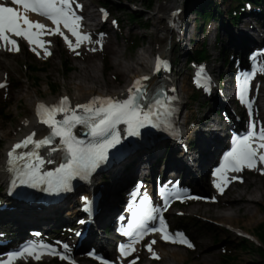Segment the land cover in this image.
Instances as JSON below:
<instances>
[{"label":"bare ground","instance_id":"obj_1","mask_svg":"<svg viewBox=\"0 0 264 264\" xmlns=\"http://www.w3.org/2000/svg\"><path fill=\"white\" fill-rule=\"evenodd\" d=\"M180 2H182V0H171L166 4H160L157 8V13L161 14L162 17L157 21L158 26H163V19L165 18L168 22L167 28L173 30L178 18L180 26L178 27L179 29L177 32L179 35L182 34V36H180L179 40L177 39L175 41L176 45L181 42L182 44L185 43L186 28L188 26V21L185 17V10H178L181 6ZM91 3H93L92 0L89 3L82 2L78 4L76 1V3L73 4L76 9L81 10L86 16L87 21L82 23L81 27L85 34H90L91 39L82 41L79 47H75L76 43L72 40L75 51L79 52V54H77L79 57H76L78 60L75 74L65 82L64 92L57 97H50L47 100H43L38 97L39 94L36 90H31V87L29 86L22 88V85L19 83L18 91L12 92L8 96L10 100H15V102L24 99L25 104L32 107V111L28 116L21 118L17 127H11L2 134L7 139L5 153L0 155V180L2 181H0V185L2 186H7L9 181L8 168L4 167L7 161V154L13 149L14 143L23 141L25 137L32 132H35L37 137H43L46 133V130L38 121V115L36 112V105L39 100H43L52 106L58 104L61 98L68 97L71 105L75 107L78 104L88 103L94 97L103 98L106 95L109 97L120 98L128 93L129 89L132 87L133 80L137 76L147 75L148 81L151 84L155 83L159 76H163V80L166 81L168 88H172V91L175 89L176 93L181 98L180 103L183 105L185 102L179 93L181 87L179 81L175 79L174 73H168L167 75H165V73L153 75V61L151 59L153 51L151 49L148 50V48L141 47L132 58L125 56L124 53L119 51L109 33V29H113V31H115V29L113 27L110 28L107 21H97L98 19L96 17H100L101 15L96 12V10L89 9ZM77 5H79V7H77ZM29 18L33 21H39L42 23L38 16L32 15L29 16ZM251 18L258 19V16L256 13H248L238 24H234L235 22L228 18L229 22H232L230 23V26L228 25L231 27V30H228V26L221 27L222 32L227 33L224 40L225 46L237 48L243 52L252 45L255 47L257 42H261L264 39L263 29L261 30L255 26ZM99 23L101 24V28L105 30V33L102 37L98 36L93 38L95 36L94 32L98 27L91 26L99 25ZM43 24H45L47 28L53 29L50 23L45 22ZM240 24L243 26L241 27ZM157 29L163 30L164 28L157 27ZM157 29L155 32H157ZM190 38L196 39V32L194 35H191ZM41 39L45 42L44 47L30 44L24 38H19V43H26L30 49H37V52L33 53L35 58L43 59L45 57L53 56L57 47L60 46L58 35H49L46 33ZM50 42H53V45H48ZM64 44H66V42ZM10 47L11 46H7V48L0 47V56H9L11 51L8 50V48ZM45 48L51 52V55L45 54ZM82 51L84 54H82ZM106 51H109L112 54L111 59L115 70L122 74V85H118V88L115 89L108 85L110 78L107 77L105 73V69L107 68ZM37 53H39V55H37ZM97 56H100L103 60L104 65L102 67L93 60V58ZM157 56L160 58H170L171 53L168 49H163L157 54L154 53V58ZM150 64H152V66L151 69L148 70ZM9 66L10 65L6 63L5 60L0 62V76L7 74ZM212 67L214 68L215 66L212 65ZM0 78L1 81L3 77ZM69 86L73 87L74 91H69ZM181 90L184 91L185 88L182 86ZM205 98H207V95ZM208 100L212 102V105L205 110L202 117H200V121L194 119L192 124L189 121L187 122L186 116L188 115H185L184 113V106L181 107L182 110L179 119V122L182 125L181 141L172 140V149L165 151L159 144H156L133 154L131 156V164L126 168L127 170L122 171V165L115 166L111 172H108V177L110 175L108 182L102 181L100 178L92 180L90 187L84 188L86 189L85 191L82 193H76L68 200L56 205V207L61 206L58 212L54 210L48 211L49 208H55V206L40 210L36 204H29V207H24L23 210L20 209L19 211L18 207L10 202V200L14 199H7L8 188L5 189L4 194H0V234L6 236L9 240V234H11L12 237V234L14 233L12 230H16L18 234L23 237L24 233H21V231L22 229L28 228L29 225V227L32 225L39 226L47 233L50 231L64 232L68 229V234H63L73 242L74 249L77 253H79V251L86 245L93 246L96 250L101 251L102 248H105L104 245L107 243V238L100 236L97 231L103 224L109 225L113 222V213L120 211L121 204L125 202L128 191L136 187H132L136 181L141 180L146 183L155 179L159 175L167 181V179L173 175L182 179L192 191H204L205 187L202 181L206 180V182H208L210 180V177L208 178V168L213 161L216 151L223 145V132L226 123L221 121L223 120V113H221V110L224 113H228V103L225 102L223 94L220 100H214L212 98ZM19 104L20 103L17 104L18 107ZM256 108V115H262L264 117V107L258 105ZM211 109L216 110L215 115L211 114ZM232 118L233 115L230 117V120ZM95 195H97L95 214L92 220H90L88 214L82 208V205L86 204ZM222 195L225 197L223 196V198L221 197L219 200ZM4 196L7 200L3 198ZM263 200L264 181L245 178L243 180H235L231 185L225 187L221 194H217L215 200L196 198L191 201V204L189 203V212L195 216L215 222L226 221L230 223L237 222L240 224L239 220L245 219L249 223H252L258 219V211L261 209L259 203ZM215 202H220L221 207L212 204ZM26 208L28 210H35L38 213H28L25 211ZM72 218H75V220L71 221ZM78 220H81L82 223L76 224L75 221ZM12 224L15 226L17 225V228L11 229L10 226ZM77 233L86 234L81 241L80 247L77 246L79 243V240L76 239ZM162 242L164 241L162 240ZM135 245L136 244H133V247ZM164 246L165 245L161 243V240L160 242L156 241L152 246V252H155L159 257V259L155 258L153 261L165 262L169 260V257L177 258L178 253L176 251H166ZM162 248H164V250H162ZM216 255H220L218 250H201L196 243V245L193 244L192 247L189 248V256L191 259L189 264H212ZM231 255L236 260L243 257L241 252L236 251H233V254ZM80 257L81 259H75L76 263H79L82 260V255H80ZM114 257L116 259L118 258L117 256ZM147 260L149 259L147 258L146 253H142L141 261L143 264H146ZM185 260L186 257L183 258L182 262H185L186 264ZM223 261H227V258L223 257Z\"/></svg>","mask_w":264,"mask_h":264},{"label":"rangeland","instance_id":"obj_2","mask_svg":"<svg viewBox=\"0 0 264 264\" xmlns=\"http://www.w3.org/2000/svg\"><path fill=\"white\" fill-rule=\"evenodd\" d=\"M91 0H77V3L80 4L82 2L89 3ZM93 3L89 5V9H94L96 12H98L101 16H97V21L103 22L102 20H105L108 22L109 27H113V29H109V33L111 35L112 41L116 44L119 51L124 53L125 56L132 58L136 52L140 50L141 47H145L151 49L153 53L151 54V59L154 57V53L157 54L161 52L163 49H168L171 53V57H174L175 61L177 62L176 68L179 71L177 74H175V79L179 81V85L182 88V86L185 88V90H181L180 88V94L183 97L182 99L185 100L182 106H184V113L187 117V122L190 121L191 123L193 120H199L200 117L204 114L205 110H207L211 105L212 102L209 101L205 96H203L202 91H197L193 88V85L190 80V72H191V65H188L187 67L184 66V60L186 59V56L192 52L196 48H200L203 43L205 44L207 50H208V59H206V62H209L210 65H214V80L215 84L217 83L216 79L217 76L222 72H227L228 70H233V66L229 65L228 70L224 65H221V61L223 60L224 56H228L229 52L230 54L237 53V50L235 48L230 46L224 45V40L227 36V33H223L221 30V27L230 26L229 22V15L227 13V10L229 7L236 3V0H212V5H215L216 10L214 11V19L208 20L205 22V24H196L197 20L195 18V14L192 11V9L197 5V0H182L180 2L181 6L178 8H183L185 10V17L188 21V26L186 28V34H185V43L182 44H175V41L182 36V34L179 35L178 27L180 26V22L178 21V18L175 22L174 29H168V22L167 19H163V26L157 25V21L160 20L161 14L157 13V8L160 4H166L170 2L171 0H147L151 2V7H147L144 5V0H92ZM234 1V2H233ZM217 6V7H216ZM247 6V5H246ZM256 6V5H255ZM102 8L105 10L106 14L102 15L99 8ZM251 6H247V9H249ZM261 8H259L260 10ZM253 10L257 11V7H253ZM258 10V11H259ZM136 13L137 17L142 18L148 26L142 27L140 26V22L135 20V22H130L128 13L129 12ZM222 11V13H220ZM250 11V10H249ZM246 11L239 20H237L234 24H238L246 15ZM248 14V13H247ZM253 21V24L257 26L259 29L262 30V26L258 19L251 18ZM239 21V22H238ZM156 23V24H155ZM243 24V23H241ZM240 26L242 27L243 25ZM99 25H101L99 23ZM99 25H93L91 27L99 26ZM171 26V25H169ZM202 26V28H201ZM228 26V30H231V27ZM157 27L164 28L166 30H159ZM238 27V26H237ZM157 29V32L155 30ZM117 30V31H116ZM263 31V37H264V30ZM196 32V39L190 38L191 35H194ZM105 33V30L101 29L99 31L96 30L94 38L101 36ZM147 34V36H146ZM60 46L57 47L55 50L53 56L45 57V58H35L33 55V52L28 48L25 44H21V47L19 51L17 52H10L9 56H0V62L5 60L6 63H8L10 66L8 67V72L0 81V84H6V87L0 88V107H3V111L5 113V116H0V155L5 153V148L7 147V139L2 135L4 131L11 127H17L18 123L20 122L22 117L28 116L31 111L32 107L27 106L25 104V100L22 99L19 102L15 100H10L9 95L12 92L18 91V85L19 83L22 85V88H26L27 86L31 87V90H36L38 92V97L43 100H47L50 97H57L61 95L64 92L65 82L72 78L75 74L76 64H77V54H79L78 51H75L71 49L68 44H64V40L62 37L58 36ZM178 42V41H177ZM48 45H53V42L48 43ZM251 47V46H250ZM246 49V53L249 52V48ZM82 54L83 51H82ZM106 54V63L107 68L105 69V73L107 77L110 78V81L108 82V85H110L113 89L118 88V85H122V74L120 72H117L114 68V64L112 63L111 59V53L109 51L105 52ZM246 57V56H245ZM93 60L98 63L100 67L104 65L103 60L100 56L94 57ZM67 62L72 70L69 72L64 71L63 62ZM233 63V62H232ZM29 65H34L36 67H46V72H38L35 75H39L40 81L37 82V84L33 83V73L29 68ZM152 64L148 67V70L151 69ZM147 70V71H148ZM227 78V75H223V77ZM1 79V78H0ZM55 84L57 86V92L53 93L51 91V88L49 84ZM32 84V85H29ZM254 86L257 88L256 90H253L252 94L256 96L255 101H257V106H263L264 107V74L260 75L258 78L254 79ZM69 91H74L73 87L69 86ZM193 93H196V98L193 97ZM19 104V107L17 104ZM22 103V104H21ZM233 107L237 108V112H240L241 109H239V106L232 105ZM18 107V108H15ZM201 108V109H200ZM212 108V107H211ZM211 114L215 115L216 110L211 109ZM219 111V109H218ZM219 115V112H218ZM220 118V116H219ZM259 123L262 127H264V118H261L258 116ZM160 147L163 150H169L170 146L167 143H160ZM162 145V146H161ZM172 148V147H171ZM162 152V151H161ZM160 153V152H159ZM132 160V159H131ZM131 162L125 166L122 167L123 170H127L126 168L129 167ZM123 166V165H122ZM241 178H252V179H259L261 181H264V172L262 170H256L255 172H248L243 173L240 175ZM100 178L102 181L108 182L110 179V175L97 177ZM239 178V176H238ZM104 179V180H103ZM240 179V178H239ZM171 180V179H170ZM1 181V180H0ZM2 182V181H1ZM203 185L205 187V190L212 191V188L209 186L208 182L206 180L202 181ZM0 194H4L5 190L4 186L0 185ZM225 195V194H224ZM220 196L219 200L221 197ZM217 196V195H216ZM225 197V196H224ZM191 204V203H190ZM190 204H183L180 206H175L173 209H170L167 212L168 215V222L172 227L179 226V229H182L185 232V235L189 239L191 245L197 243L198 248L201 250H218L220 252V255H216V257L213 259L212 264H264V259H261L259 254L253 250L249 243H247L248 247H243L241 245V241L243 235L238 233V228L241 227L244 232H249L251 235V240L255 241V233L257 226L262 223L264 226V200L260 201L261 209L258 211V219L252 223H249L245 219H240L238 224L237 222H226V221H219L215 222L206 218H202L199 216H195L189 212V205ZM215 206H220V202L212 203ZM29 207V206H26ZM61 208V206H55V208H49L48 211H56L58 212ZM256 208V205H255ZM24 209L23 206H18V210L20 211ZM28 213H38L35 210H28L25 209ZM48 213V212H47ZM42 214V213H41ZM178 216L182 217L178 221ZM75 218H72L71 221H74ZM241 225V226H238ZM30 226V225H29ZM28 226V227H29ZM36 226V225H32ZM11 229L17 228V225H11ZM234 228L232 230L231 228ZM14 234L18 232L16 230H12ZM51 232V231H50ZM56 232V231H55ZM99 235L107 238V245L108 250L113 249L112 240L110 236H114L110 232L107 234L103 232L102 229H98L97 231ZM21 233H24L25 237L28 236V228L22 229ZM59 233V232H58ZM63 233L68 234V231L65 230ZM63 234V235H65ZM66 236V235H65ZM10 237V235H9ZM61 237H63L61 235ZM20 238H22L20 236ZM254 238V239H253ZM154 241L152 239L147 240V244H151V242ZM160 242V240H155ZM166 248V251H176L178 253L177 258H170L168 261H153L155 258H153V253L155 252H149L146 249V246L143 245L141 247L140 255H134L133 258H140L138 262L135 264H143L141 261V254L146 253L147 258L149 260L146 261V264H185V262H182L183 258L186 257V264H189L191 262L190 256H189V248L187 246L183 245H175L167 242H162ZM106 245V246H107ZM86 245L83 247V251L79 254L82 255V260L79 262V264H102L99 262H96L94 259L87 257V249ZM104 250V248H102ZM164 250V248H162ZM233 251L241 252L243 254V257L239 260H236L233 258L231 254H233ZM111 256L113 253L110 251ZM156 254V253H155ZM231 256V257H230ZM179 257V258H178ZM223 257L227 258V261H223ZM126 262L130 261V259L125 260ZM153 261V262H151ZM110 264L112 262H109ZM18 264H68L64 261H59L55 258H47L43 261L39 262H19Z\"/></svg>","mask_w":264,"mask_h":264},{"label":"snow or ice","instance_id":"obj_3","mask_svg":"<svg viewBox=\"0 0 264 264\" xmlns=\"http://www.w3.org/2000/svg\"><path fill=\"white\" fill-rule=\"evenodd\" d=\"M75 0H12V4L19 7L8 6L6 3H0V47L11 45L8 50L19 51L17 40L11 36L22 37L30 44L44 47L45 42L41 39L44 34H58L64 38L68 46L75 50L84 40H90V36L83 35L79 31L80 16L76 14L73 4ZM23 8V14L19 8ZM79 7V5H77ZM35 13L39 16L46 17L55 25L54 29H49L39 21H33L29 18L28 13ZM25 25L27 27H25ZM61 26L67 29L76 37V45L61 31ZM36 29V31H33ZM11 34V35H10ZM36 51L35 48L32 49ZM95 50V49H93ZM45 54L51 55V52L45 48ZM39 55V53H37ZM157 62V71H160L161 64ZM264 71V69H260ZM254 74L245 76L240 86V99L242 102L249 103L246 100L249 91V81ZM148 77L142 78L147 80ZM142 80H137L133 88L129 89V95L126 99H114L111 97H94L88 103L78 104L73 107L68 97H63L58 104L52 106L39 104L37 106V115L42 124L48 126L51 130L47 138L36 140L35 133L29 135L22 142L14 145L9 152V163L13 165V170L20 163L18 180L21 184L32 183L36 186L38 182H45L49 185V190L55 191L66 188L68 182L81 175H87L98 164L106 159V153L109 148L115 147L120 143V133L118 126L124 124L127 126L128 135H139V129L146 125L157 126L161 116L166 114V105L157 99L153 106L145 107L142 100L146 95L143 91ZM6 87V84H0V88ZM250 107V103H249ZM61 115L62 119H57ZM82 126L86 131L84 135L91 137V140H84L77 137L73 129ZM248 133L238 136L235 139V146L225 157V163L217 169V176L221 177L226 170L240 172L244 167L255 168L257 163H264V154H259V149H264V127L256 131V125L253 123ZM55 138L60 139V144L64 156V162L61 163L54 172H46L40 175L41 168L45 160L39 155L38 151H31L20 154L18 149L28 148L33 145L35 149L42 146L51 145ZM258 140L260 143L253 146V141ZM52 151H58L52 148ZM52 161L49 160L48 163ZM226 180V178H224ZM235 179V177L233 178ZM216 187L223 192L220 183ZM149 218L151 213H148ZM144 226L141 225L139 231L126 247H121L120 251L127 256L136 249L133 244L138 243L146 234ZM151 232H161L165 241L173 243L186 244L192 247L183 234L177 233L175 237L167 233L166 224L163 219L160 220L159 228H153ZM132 235V233H128ZM177 237L179 239H177ZM152 241L148 250L152 252ZM41 248L43 246H40ZM67 247V246H65ZM43 252L37 253V246H26L19 251L10 252L7 259L0 260V264H14L16 260L27 257H34L39 260ZM51 254V253H49ZM153 258L159 257L153 253ZM61 259H69L67 256H61ZM135 264V261H132Z\"/></svg>","mask_w":264,"mask_h":264},{"label":"trees","instance_id":"obj_4","mask_svg":"<svg viewBox=\"0 0 264 264\" xmlns=\"http://www.w3.org/2000/svg\"><path fill=\"white\" fill-rule=\"evenodd\" d=\"M248 1L253 5H261L262 8L260 9V11L256 14L257 16H259L260 18L264 19V0H236V3H233L229 9L227 10V13L229 15V17L232 18V20L234 19H239L240 15L246 10V5L245 2ZM144 5L147 7H151V2L144 0ZM212 0H197L196 1V6L192 9V11L194 12L195 16H196V20L198 24H203L205 22H207L208 20L214 19V11L216 10L215 5H212ZM217 7V6H216ZM220 13H222V11H220ZM128 17H129V21L130 22H135V20L138 19V21L140 22V26L142 27H147L148 24L142 20V18L137 17L136 13L129 12L128 13ZM190 60H205L208 59V50L205 46V44L203 43V45L199 48L194 49L192 52H190L188 54ZM63 67H64V71L69 72L70 70H72V68L70 67V65L67 62H63ZM30 70L33 73V83L37 84V82L40 81L39 75H35L38 72H46V67L42 66V67H36V66H32L29 65ZM51 91L53 93L57 92V86L53 83L49 84ZM196 93H193V97L196 98ZM3 107H0V116H5V113L3 111ZM1 142H0V147H1ZM178 221H182L180 220V218L182 219V217L178 216L177 217ZM256 238L259 241L258 243L250 240L248 238H242L241 241V245L243 247H248L247 243L250 244L251 248L253 250H255L261 259H264V226L262 225V223H260L257 226L256 229ZM253 264H255L253 262Z\"/></svg>","mask_w":264,"mask_h":264}]
</instances>
